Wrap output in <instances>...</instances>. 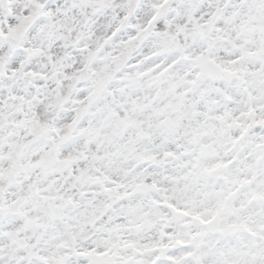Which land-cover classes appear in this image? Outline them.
Here are the masks:
<instances>
[{
	"label": "snow or ice",
	"instance_id": "6c2138e0",
	"mask_svg": "<svg viewBox=\"0 0 264 264\" xmlns=\"http://www.w3.org/2000/svg\"><path fill=\"white\" fill-rule=\"evenodd\" d=\"M0 264H264V0H0Z\"/></svg>",
	"mask_w": 264,
	"mask_h": 264
}]
</instances>
